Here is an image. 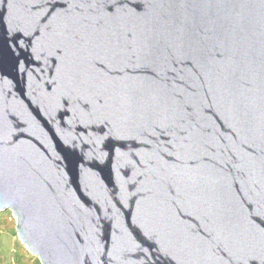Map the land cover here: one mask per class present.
<instances>
[{
    "label": "water",
    "instance_id": "95a60500",
    "mask_svg": "<svg viewBox=\"0 0 264 264\" xmlns=\"http://www.w3.org/2000/svg\"><path fill=\"white\" fill-rule=\"evenodd\" d=\"M0 211L41 264H264V0H0Z\"/></svg>",
    "mask_w": 264,
    "mask_h": 264
},
{
    "label": "rangeland",
    "instance_id": "374dc122",
    "mask_svg": "<svg viewBox=\"0 0 264 264\" xmlns=\"http://www.w3.org/2000/svg\"><path fill=\"white\" fill-rule=\"evenodd\" d=\"M0 264H41L18 238L10 211H0Z\"/></svg>",
    "mask_w": 264,
    "mask_h": 264
},
{
    "label": "snow or ice",
    "instance_id": "6c2138e0",
    "mask_svg": "<svg viewBox=\"0 0 264 264\" xmlns=\"http://www.w3.org/2000/svg\"><path fill=\"white\" fill-rule=\"evenodd\" d=\"M121 2L122 0H113V5L118 6Z\"/></svg>",
    "mask_w": 264,
    "mask_h": 264
},
{
    "label": "crops",
    "instance_id": "0c3cea01",
    "mask_svg": "<svg viewBox=\"0 0 264 264\" xmlns=\"http://www.w3.org/2000/svg\"><path fill=\"white\" fill-rule=\"evenodd\" d=\"M3 237V236H2Z\"/></svg>",
    "mask_w": 264,
    "mask_h": 264
}]
</instances>
